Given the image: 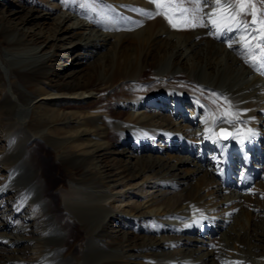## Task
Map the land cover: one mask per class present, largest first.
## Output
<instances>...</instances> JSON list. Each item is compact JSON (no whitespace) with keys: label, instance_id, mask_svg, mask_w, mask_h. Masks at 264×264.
<instances>
[{"label":"bare ground","instance_id":"6f19581e","mask_svg":"<svg viewBox=\"0 0 264 264\" xmlns=\"http://www.w3.org/2000/svg\"><path fill=\"white\" fill-rule=\"evenodd\" d=\"M5 3L0 80L44 86L3 96L0 264H264V0L247 14L237 0L168 7L175 28L139 11L155 13L150 0ZM224 14L254 31L218 32ZM36 139L65 177L55 207ZM254 146V186L221 184L223 161Z\"/></svg>","mask_w":264,"mask_h":264},{"label":"rangeland","instance_id":"374dc122","mask_svg":"<svg viewBox=\"0 0 264 264\" xmlns=\"http://www.w3.org/2000/svg\"><path fill=\"white\" fill-rule=\"evenodd\" d=\"M4 1L6 2L5 5L11 9L14 7L15 4L17 5V3L25 6L28 1L33 2V0H4ZM192 4L194 5V3H189V2H187V0H175V5L177 7H188V6H192ZM259 4H260V1H256V5H259ZM40 6L42 7L43 5H40ZM0 11H1V9H0ZM49 26H50L49 24L46 26L48 28V30H49ZM2 47H3V43L0 41V53H1ZM65 59H66V57L62 56V57H60L58 62L60 64L61 63L63 64L65 62ZM69 61L70 60L68 59L66 66H68ZM69 67H71V66H69ZM8 75H9L8 77H9L10 82L7 86H4L0 80V160H1V157H5L4 150L6 147V141L7 140L5 139L6 137H4V136H6L8 130L11 129V127L6 123L8 113H7V108H5L3 106L4 94H7L10 92V93L15 94L17 97H19L20 100H22V98H24V96L22 95V92L20 90L19 83H22L24 85H32V83L33 84L35 83V84L44 86V83L36 82L33 79L28 80L24 75H23L24 76L23 77V76H21L22 74H18L15 71L8 70ZM0 79H1V77H0ZM29 79H31V77ZM43 90H44V88H43ZM100 94L102 95L101 97L103 100H104L105 95L109 94L105 85H103L102 89H100ZM117 95L118 94H115L114 96H117ZM110 96H113V93H110ZM107 104L108 103H106V105ZM111 138H114V136L111 135ZM36 140H34L33 142L31 141L29 146L32 149H35L36 154L39 157L40 169H41L40 171H41L43 178L45 180L44 184L46 186L48 196L51 199L52 206L55 207L57 204V202H56L57 199H56L55 195L53 194V192H54L53 187H54L55 183H57V182L58 183L61 182V183L65 184V177H64L63 173L61 172V170L58 168V166L54 163V160L52 157L53 155L51 154L50 150L43 148L42 143L39 140H37V141ZM34 143L38 144V145H35ZM130 153H131V151H130ZM3 161H4L3 162L4 164H6L8 162V160H5V159ZM78 233L80 234L79 231L73 230V237H75L77 239V240H75V243L79 242V239L77 238V237H79Z\"/></svg>","mask_w":264,"mask_h":264},{"label":"snow or ice","instance_id":"6c2138e0","mask_svg":"<svg viewBox=\"0 0 264 264\" xmlns=\"http://www.w3.org/2000/svg\"><path fill=\"white\" fill-rule=\"evenodd\" d=\"M71 0H65V3H69ZM151 3H154L156 5L157 11L155 13L152 12H144V10H139L141 11L145 16L148 18H153L154 15H163L164 18L168 21L169 24L172 25V27H177V24L173 22V17L169 15L168 12V7H171L173 11H179L182 15L186 16L189 12L193 13V16L195 17V13L200 11L199 7H196L194 9H189V8H176L175 6V0H150ZM189 3H195L199 5L202 0H187ZM204 3H208L209 0H203ZM216 5L221 7V11H224V6L221 4V0H215ZM237 2L240 5V11L246 12V6L248 3L251 2V0H237ZM167 5V6H166ZM227 7H232L231 4H227ZM255 6L253 5V8ZM214 14V13H213ZM211 15V14H210ZM252 22L251 23H256V15L255 11L252 12ZM219 19V18H218ZM218 19H212L210 22L213 26L216 27V30L219 32L223 28H227L228 31H232L233 28L241 31V32H246L248 35L252 34L251 30V24L249 22L243 21V20H237L236 15H227L224 14L222 19L223 23H218ZM261 24V43L257 45V47H260L262 49V55H264V20L259 22ZM241 25H243V28H241ZM195 26V25H193ZM231 47V45H229ZM252 49L249 47V54H251ZM247 62V61H246Z\"/></svg>","mask_w":264,"mask_h":264}]
</instances>
